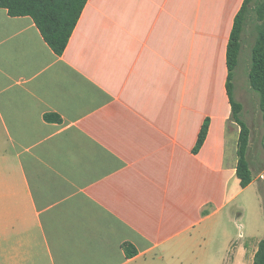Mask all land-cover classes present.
<instances>
[{
	"label": "crops",
	"instance_id": "obj_1",
	"mask_svg": "<svg viewBox=\"0 0 264 264\" xmlns=\"http://www.w3.org/2000/svg\"><path fill=\"white\" fill-rule=\"evenodd\" d=\"M244 1L88 0L62 55L31 16L0 7V264H254L258 21L243 28L232 80L250 129L244 188L227 90Z\"/></svg>",
	"mask_w": 264,
	"mask_h": 264
},
{
	"label": "trees",
	"instance_id": "obj_2",
	"mask_svg": "<svg viewBox=\"0 0 264 264\" xmlns=\"http://www.w3.org/2000/svg\"><path fill=\"white\" fill-rule=\"evenodd\" d=\"M88 0H0V7L8 9L12 16H31L41 31L44 39L58 55L65 51L71 35L79 21L81 13ZM258 23V37L252 49L250 72L248 74L251 88L260 93V109L263 121L264 147V0H245L235 18L234 27L228 45V80L227 90L231 100L232 117L240 126L238 140V163L236 175L241 188L247 187L253 180L252 171L247 157L250 141V129L240 118L243 106L233 96V75L238 63L240 38L244 26L253 20ZM48 119H57L59 116L48 114ZM209 119H206L198 136L194 151L202 147L209 130ZM264 207V191H263ZM129 256L136 251L125 244ZM254 264H264V238L260 241L255 255Z\"/></svg>",
	"mask_w": 264,
	"mask_h": 264
},
{
	"label": "rangeland",
	"instance_id": "obj_3",
	"mask_svg": "<svg viewBox=\"0 0 264 264\" xmlns=\"http://www.w3.org/2000/svg\"><path fill=\"white\" fill-rule=\"evenodd\" d=\"M255 21H257V20L255 19ZM234 91H235V89H234ZM243 91H245V90H243ZM246 91L248 92V89H246ZM252 92L257 96V98L259 99V103H260V98H261L260 93L257 92V91H255V90H253V89H252ZM258 142H259V139L256 138V139H255V143L258 144ZM258 147H259V146H258ZM258 147H256V148H258Z\"/></svg>",
	"mask_w": 264,
	"mask_h": 264
},
{
	"label": "built area",
	"instance_id": "obj_4",
	"mask_svg": "<svg viewBox=\"0 0 264 264\" xmlns=\"http://www.w3.org/2000/svg\"><path fill=\"white\" fill-rule=\"evenodd\" d=\"M263 178H264V175H263Z\"/></svg>",
	"mask_w": 264,
	"mask_h": 264
}]
</instances>
